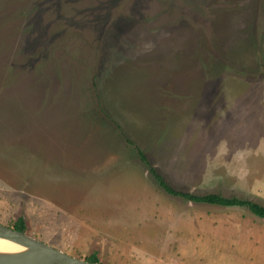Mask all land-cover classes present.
I'll use <instances>...</instances> for the list:
<instances>
[{"label": "rangeland", "instance_id": "rangeland-1", "mask_svg": "<svg viewBox=\"0 0 264 264\" xmlns=\"http://www.w3.org/2000/svg\"><path fill=\"white\" fill-rule=\"evenodd\" d=\"M262 95L264 0H0V223L101 264H212L252 213L167 193L137 148L178 190L264 205Z\"/></svg>", "mask_w": 264, "mask_h": 264}, {"label": "water", "instance_id": "water-1", "mask_svg": "<svg viewBox=\"0 0 264 264\" xmlns=\"http://www.w3.org/2000/svg\"><path fill=\"white\" fill-rule=\"evenodd\" d=\"M0 239L9 240L25 249L13 253L0 252V264H101L77 258L25 231L0 223Z\"/></svg>", "mask_w": 264, "mask_h": 264}, {"label": "crops", "instance_id": "crops-1", "mask_svg": "<svg viewBox=\"0 0 264 264\" xmlns=\"http://www.w3.org/2000/svg\"><path fill=\"white\" fill-rule=\"evenodd\" d=\"M262 98L264 103V96ZM247 104V107L253 110L249 100ZM250 216L254 220L238 221L235 224L241 227L229 228V239L231 242L234 240L235 244L233 253H221L217 258H213L212 264H264V218L253 213ZM220 237L221 243L224 242L225 234Z\"/></svg>", "mask_w": 264, "mask_h": 264}, {"label": "trees", "instance_id": "trees-1", "mask_svg": "<svg viewBox=\"0 0 264 264\" xmlns=\"http://www.w3.org/2000/svg\"><path fill=\"white\" fill-rule=\"evenodd\" d=\"M138 155L142 162H144L149 169V172L154 176V178L158 181L159 185L169 194L180 196L189 201L198 202V203H208V204H216L222 206H241L248 208L253 214L264 218V205L260 204L251 199L232 196L227 197L220 193H208V194H195L188 191H182L176 189L171 183H169L166 178L158 171V169L151 163L147 154L137 148ZM14 229L25 231L26 224L23 217H19L13 226ZM26 232V231H25ZM88 261L90 262H99L97 255H92Z\"/></svg>", "mask_w": 264, "mask_h": 264}, {"label": "bare ground", "instance_id": "bare-ground-1", "mask_svg": "<svg viewBox=\"0 0 264 264\" xmlns=\"http://www.w3.org/2000/svg\"><path fill=\"white\" fill-rule=\"evenodd\" d=\"M25 248L15 244L9 240H4V239H0V252L1 253H13V252H18V251H22Z\"/></svg>", "mask_w": 264, "mask_h": 264}]
</instances>
